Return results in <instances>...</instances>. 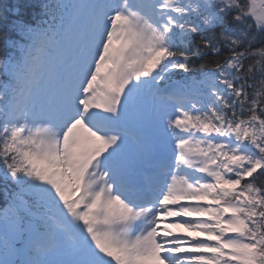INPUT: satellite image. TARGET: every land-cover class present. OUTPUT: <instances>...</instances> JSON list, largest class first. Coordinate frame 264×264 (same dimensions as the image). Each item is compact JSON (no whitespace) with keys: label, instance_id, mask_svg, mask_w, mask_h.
I'll list each match as a JSON object with an SVG mask.
<instances>
[{"label":"snow or ice","instance_id":"6c2138e0","mask_svg":"<svg viewBox=\"0 0 264 264\" xmlns=\"http://www.w3.org/2000/svg\"><path fill=\"white\" fill-rule=\"evenodd\" d=\"M0 264H264V0H0Z\"/></svg>","mask_w":264,"mask_h":264},{"label":"trees","instance_id":"16d2710c","mask_svg":"<svg viewBox=\"0 0 264 264\" xmlns=\"http://www.w3.org/2000/svg\"><path fill=\"white\" fill-rule=\"evenodd\" d=\"M1 190H3V187H2V186H0V191H1ZM0 193H1V192H0ZM0 195H1V194H0Z\"/></svg>","mask_w":264,"mask_h":264}]
</instances>
